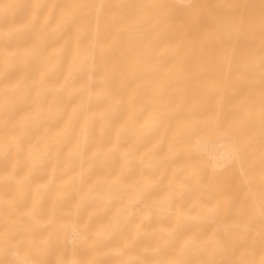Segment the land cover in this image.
Listing matches in <instances>:
<instances>
[{
    "label": "clouds",
    "instance_id": "1",
    "mask_svg": "<svg viewBox=\"0 0 264 264\" xmlns=\"http://www.w3.org/2000/svg\"><path fill=\"white\" fill-rule=\"evenodd\" d=\"M0 264H264V0H0Z\"/></svg>",
    "mask_w": 264,
    "mask_h": 264
}]
</instances>
